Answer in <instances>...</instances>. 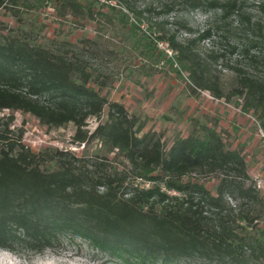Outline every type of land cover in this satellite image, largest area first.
<instances>
[{"label":"trees","instance_id":"1","mask_svg":"<svg viewBox=\"0 0 264 264\" xmlns=\"http://www.w3.org/2000/svg\"><path fill=\"white\" fill-rule=\"evenodd\" d=\"M17 1L0 0V6ZM58 1L72 16L94 17L80 0ZM191 5L220 9L223 18L240 9L236 1L191 0ZM109 8L115 10L113 5ZM170 10L145 8L155 15ZM113 21L130 29L140 27L137 18L131 20L122 9L115 10ZM211 34L207 29L199 39ZM167 43L175 52L169 61L181 62V45L174 36ZM91 76L78 59L15 37H0V110L29 113L45 126L72 122L75 142H103L130 163L135 177L155 185L128 188L127 170L112 167L109 173L97 174L67 150L34 152L22 143L21 135L13 134V117H2L0 247L14 251L24 246L39 253L60 235L70 234L123 264H264V229L259 228L264 196L250 181L243 155L228 147L214 126L197 120L186 136L167 145L144 132V124L122 103L109 101L100 87L92 86ZM203 88L217 98L223 96L217 85ZM235 91L242 110L251 111L264 130V81L242 75ZM105 107L106 119L89 134L83 132L86 119L97 117ZM54 159L57 169L42 168ZM199 171L213 174V191L186 177Z\"/></svg>","mask_w":264,"mask_h":264},{"label":"rangeland","instance_id":"2","mask_svg":"<svg viewBox=\"0 0 264 264\" xmlns=\"http://www.w3.org/2000/svg\"><path fill=\"white\" fill-rule=\"evenodd\" d=\"M218 1H236L240 9L223 18L220 9L206 5L194 8L191 0H80L92 9L94 17L79 19L60 9L58 0H18L0 6V37H15L84 62L92 75L91 85L100 87L109 101L122 103L144 124V132L161 137L167 145L186 136L193 120L214 126L226 145L243 155L250 181L261 185L257 188L264 196V130L251 111L242 110V99L235 94L242 75L264 81V0ZM109 5L128 13L131 20L137 18L139 29L113 21L115 10ZM167 6L171 10L160 15L145 11L165 10ZM207 29H211V36L199 39ZM159 36L164 39L150 42ZM169 36L181 45V62L169 61L175 53L168 47ZM199 80L203 83L198 84ZM213 85L220 88L222 97L203 88ZM106 109L97 117H88L83 132L89 134L103 122ZM8 116L13 117V134L21 135L22 143L34 152L67 150L97 174L101 170L109 173L112 167L127 170L128 188L155 185L135 177L130 163L103 142H75L72 122L45 126L29 113L0 110V118ZM42 168L55 170L58 162L46 161ZM186 177L214 189L213 174L199 171ZM259 228L264 229V219ZM16 248L0 247V264H123L70 234L60 235L39 253L24 246Z\"/></svg>","mask_w":264,"mask_h":264},{"label":"built area","instance_id":"3","mask_svg":"<svg viewBox=\"0 0 264 264\" xmlns=\"http://www.w3.org/2000/svg\"><path fill=\"white\" fill-rule=\"evenodd\" d=\"M261 185L260 184H258V186L257 187H260ZM163 189H164V187H162Z\"/></svg>","mask_w":264,"mask_h":264}]
</instances>
